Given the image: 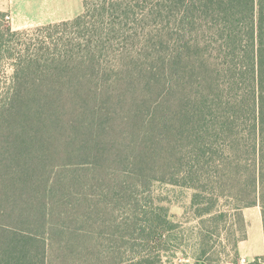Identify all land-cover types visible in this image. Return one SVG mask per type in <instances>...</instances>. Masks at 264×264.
Returning <instances> with one entry per match:
<instances>
[{
  "label": "trees",
  "instance_id": "trees-1",
  "mask_svg": "<svg viewBox=\"0 0 264 264\" xmlns=\"http://www.w3.org/2000/svg\"><path fill=\"white\" fill-rule=\"evenodd\" d=\"M156 183L193 192L195 245L222 235L233 263L243 209L264 229V0H83L0 29V264H165Z\"/></svg>",
  "mask_w": 264,
  "mask_h": 264
},
{
  "label": "rangeland",
  "instance_id": "rangeland-1",
  "mask_svg": "<svg viewBox=\"0 0 264 264\" xmlns=\"http://www.w3.org/2000/svg\"><path fill=\"white\" fill-rule=\"evenodd\" d=\"M59 8L61 9L60 12L63 16L74 18L82 13L83 0H60ZM8 21L9 17H7V14L0 12V29L10 26ZM33 27L36 26L28 28ZM192 195L193 192L184 187L156 183L153 184L142 196V198H163L165 204L169 206V215L176 226L173 233L174 236L168 244L170 251L164 253L165 264H195L196 260L194 259V256L196 253L203 249L205 250L208 246L210 248L208 257L211 261H206L207 259H204L205 262H213L214 264H234L233 261H235V255L233 254V247L229 242L224 241L225 237L223 238L222 235L219 236L217 233H211L208 235V244L195 245L197 243V236H195L196 231L202 227H199L198 225V222L201 219L196 217L191 208L190 201ZM221 204L224 205L225 201H222ZM248 208L247 216L251 239L247 248L254 253H259L263 249L261 208L259 205L257 207L253 206ZM245 222L248 225L246 218ZM229 223L231 224V221H229ZM237 261H239V259H237Z\"/></svg>",
  "mask_w": 264,
  "mask_h": 264
},
{
  "label": "crops",
  "instance_id": "crops-1",
  "mask_svg": "<svg viewBox=\"0 0 264 264\" xmlns=\"http://www.w3.org/2000/svg\"><path fill=\"white\" fill-rule=\"evenodd\" d=\"M59 6L60 0H0V12L7 14V17H9L8 22L13 30L71 19L70 16L62 15ZM248 209H243L247 222ZM250 239L248 222L247 239L238 243L239 261L234 264H264V229L262 234L263 249L261 252L254 253L247 248Z\"/></svg>",
  "mask_w": 264,
  "mask_h": 264
}]
</instances>
